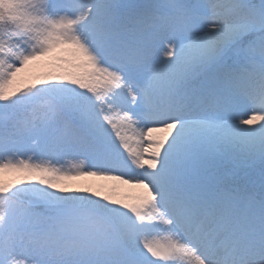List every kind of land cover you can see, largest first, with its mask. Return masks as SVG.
<instances>
[{"label":"snow or ice","instance_id":"6c2138e0","mask_svg":"<svg viewBox=\"0 0 264 264\" xmlns=\"http://www.w3.org/2000/svg\"><path fill=\"white\" fill-rule=\"evenodd\" d=\"M0 264H264V0H0Z\"/></svg>","mask_w":264,"mask_h":264},{"label":"rangeland","instance_id":"374dc122","mask_svg":"<svg viewBox=\"0 0 264 264\" xmlns=\"http://www.w3.org/2000/svg\"><path fill=\"white\" fill-rule=\"evenodd\" d=\"M44 68H40V69H34L33 71L35 72H39ZM7 179H12L13 177L11 175H9L8 177H6ZM73 183L75 184H79V185H97V184H103V183H111V182H107V181H99V180H95L94 178H85V179H81L78 181H74ZM142 192L141 189H137L134 188L130 185H124L121 186V194H126L128 195L130 198L131 197H135L136 195H139ZM131 202V201H130Z\"/></svg>","mask_w":264,"mask_h":264},{"label":"trees","instance_id":"16d2710c","mask_svg":"<svg viewBox=\"0 0 264 264\" xmlns=\"http://www.w3.org/2000/svg\"><path fill=\"white\" fill-rule=\"evenodd\" d=\"M46 70H47V69L44 68V69H42L41 71H46ZM39 72H40V71H39ZM37 73H38V72H37Z\"/></svg>","mask_w":264,"mask_h":264}]
</instances>
